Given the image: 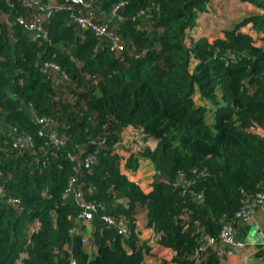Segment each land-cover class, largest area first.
<instances>
[{
	"label": "trees",
	"instance_id": "trees-1",
	"mask_svg": "<svg viewBox=\"0 0 264 264\" xmlns=\"http://www.w3.org/2000/svg\"><path fill=\"white\" fill-rule=\"evenodd\" d=\"M39 1L45 11L0 0V264H218L212 249L196 256L199 241L264 187V0H241L263 13L190 43L212 0H83L81 14L117 30V52L74 21L76 2L48 14ZM117 7L118 23L97 20ZM38 15L46 32L32 36L19 18ZM73 188L99 217L117 202L116 225L72 227ZM143 213L155 246L139 236Z\"/></svg>",
	"mask_w": 264,
	"mask_h": 264
},
{
	"label": "built area",
	"instance_id": "built-area-1",
	"mask_svg": "<svg viewBox=\"0 0 264 264\" xmlns=\"http://www.w3.org/2000/svg\"><path fill=\"white\" fill-rule=\"evenodd\" d=\"M32 3L36 5L40 11H45L46 7L41 5L39 0H32ZM79 3L84 5L83 0H79ZM120 8L117 7L115 11ZM19 21L24 23L25 26L38 34H45L46 30L42 23L41 15L35 17L33 22H26L24 18H19ZM74 21L77 22L84 29H89L95 33L97 37H99L103 42H105L111 51L117 52L124 50V45L120 41V36L117 33V30L113 27L112 24L108 22H98L94 19V13L90 12L89 15L81 14V10H78L77 14L74 15ZM197 27H201L198 22L195 26L189 28L186 33V41L190 43V39L194 34L201 33ZM50 69L54 72L60 70L59 66L53 63L48 64ZM38 122L41 124V133H45L49 136L50 140L53 141L56 145L63 144L65 140L63 138L58 137L55 133H53L49 129L50 120L48 118H38ZM15 133V144L18 145L22 143L21 139L17 135L16 129H13ZM22 145V144H21ZM95 161V157L89 156L86 159V165L89 166L91 163ZM74 183V180H73ZM75 187V186H73ZM2 192V188L0 186V193ZM78 200V196L80 195L76 188H73V194ZM81 211L78 215V219L85 220L91 218L92 214H97V207L93 203H81L78 200ZM256 205H264V187L263 189L256 195V197L251 201L246 203L235 215V219L240 220H249L253 213V209ZM102 221L107 225L115 226L116 223L114 219L111 218L110 214H104L101 216ZM244 246V243L238 241L234 237L233 226L230 221H226L223 223L220 234L216 236L207 235L202 240L199 241V246L196 250V256H201L208 249H212L214 253L218 257H222L225 253H231L232 248H241ZM71 264H76V260H72Z\"/></svg>",
	"mask_w": 264,
	"mask_h": 264
},
{
	"label": "crops",
	"instance_id": "crops-1",
	"mask_svg": "<svg viewBox=\"0 0 264 264\" xmlns=\"http://www.w3.org/2000/svg\"><path fill=\"white\" fill-rule=\"evenodd\" d=\"M222 1L223 0H212L210 4L208 5V10L204 12L205 15L210 16L211 6L216 7L215 3L220 2L221 5H223L225 8H228L229 10L228 14L232 16V14H234L233 8H232L233 6L229 2L222 3ZM235 1H241V0H235ZM49 2H50L49 4H46L47 13L50 8H53V11L55 9L52 6L53 0H49ZM85 6H86L85 4L83 5L82 8H80L79 6V10H82ZM252 6L255 9H252L253 8ZM249 8L252 9V12H250L249 14H262L263 13V10L261 8L255 6L252 3H249ZM96 15H97L96 16L97 20L111 21L114 24L118 23L121 20L120 15H118L116 12L112 13L111 15H107L103 11L97 10ZM207 19L209 18H206V20ZM30 34L32 36L36 35L35 32H30ZM223 36H224V33L220 32L217 38H221ZM25 109L31 116L34 115L31 107H25ZM125 173L133 180H137L136 178H138V180L141 181V184L144 188H146L150 184L151 180L143 176L138 170L136 172L125 170ZM71 203L73 205V213L71 215V221L73 225L72 227H75L77 223L86 224L88 227H92L93 224H95V222L98 223L97 225H99V227H102L105 225L101 217H99L97 214H92L91 218L89 219H85V220L78 219V215L81 211V207H80L78 200L76 199L74 195L71 196ZM117 205H118L117 202H114V201L109 202L107 206L106 214L109 215V213L114 208H116ZM230 222L233 226L235 239L243 242L244 246L241 248H232L231 253H225L222 257L219 258L218 264H264V205H256L253 209V213L249 220H240V219L232 218ZM138 232H139V236L141 239L149 241L150 245L152 246L157 245L156 240H157L158 234L156 233L154 228L146 227L144 222H140L138 224ZM145 261L150 264H162L149 256H146ZM165 264H171V263H165Z\"/></svg>",
	"mask_w": 264,
	"mask_h": 264
},
{
	"label": "rangeland",
	"instance_id": "rangeland-1",
	"mask_svg": "<svg viewBox=\"0 0 264 264\" xmlns=\"http://www.w3.org/2000/svg\"><path fill=\"white\" fill-rule=\"evenodd\" d=\"M229 2L233 7V13L232 16L228 14V8H225L221 3H215L216 7L211 6L210 16H206L205 13H201L199 16V23L201 27H197L198 30L201 33L194 34V35H203L206 36L210 41H213L217 38V36L220 34V32H223V30L227 27L232 25L233 23L240 21L239 18L247 16L250 12H252V9H255L253 6L252 9L249 8V3L242 2V1H235V0H223L222 3ZM238 4H237V3ZM121 8V7H120ZM119 9V8H118ZM117 9V10H118ZM116 10V11H117ZM115 11V12H116ZM120 15V14H118ZM206 18H209L206 20ZM222 26V27H220ZM195 61H193L194 63ZM208 121L213 122L214 118L213 116L208 114ZM136 135V134H135ZM135 135H129L126 136L127 140H133L135 138ZM138 138H141L142 135L138 134L136 135ZM134 177V176H133ZM138 180V178H136ZM144 213L141 215L140 219L141 222L144 221ZM148 235V234H147Z\"/></svg>",
	"mask_w": 264,
	"mask_h": 264
},
{
	"label": "water",
	"instance_id": "water-1",
	"mask_svg": "<svg viewBox=\"0 0 264 264\" xmlns=\"http://www.w3.org/2000/svg\"><path fill=\"white\" fill-rule=\"evenodd\" d=\"M67 1L77 2V4L80 6V8L83 7V5L79 3V0H67ZM52 11H53V8H50V9L48 10V13L50 14V13H52ZM121 11H122V8H119V9L116 11V13H117V14H120ZM93 148H94V143H92V144L90 145L89 149L85 152L84 155H88V154H90L91 151L93 150ZM166 177H167V176H166L165 174H163V173H161V172H157V180H159L160 178H166ZM117 229H118L120 232L122 231L119 227H117Z\"/></svg>",
	"mask_w": 264,
	"mask_h": 264
}]
</instances>
